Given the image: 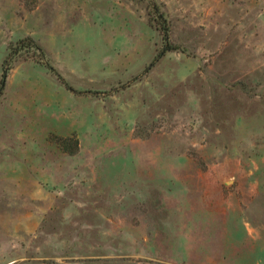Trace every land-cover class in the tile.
<instances>
[{
	"label": "rangeland",
	"instance_id": "obj_1",
	"mask_svg": "<svg viewBox=\"0 0 264 264\" xmlns=\"http://www.w3.org/2000/svg\"><path fill=\"white\" fill-rule=\"evenodd\" d=\"M0 86V264H264V0H0Z\"/></svg>",
	"mask_w": 264,
	"mask_h": 264
},
{
	"label": "trees",
	"instance_id": "obj_2",
	"mask_svg": "<svg viewBox=\"0 0 264 264\" xmlns=\"http://www.w3.org/2000/svg\"><path fill=\"white\" fill-rule=\"evenodd\" d=\"M161 30L163 32L164 45H163L162 49L160 50V52L158 53L156 59L160 58L168 50L178 49V47L175 46V45H172L171 42H170V40H169V29H168L167 21H166L165 18H163L161 20ZM25 41H29L31 43H35L34 40L31 37H28L26 39L21 40L20 43H25ZM37 48H39L41 50V47L40 46H37ZM44 64L50 70H52L55 73H57L56 70H55V68L53 66H51L47 61H44ZM8 68H9V66L5 64V67L3 68V73H2L1 85L4 83V80H5L6 75H7ZM67 87L70 90H73L71 88V86L67 85ZM1 90H2V86H0V92H1ZM54 137L55 138H53V139H55V141L60 145V147L62 148L63 151H65V152L73 155V154H75L79 150L80 143H79V139H78L77 136H75V135H72V136L55 135Z\"/></svg>",
	"mask_w": 264,
	"mask_h": 264
},
{
	"label": "crops",
	"instance_id": "obj_3",
	"mask_svg": "<svg viewBox=\"0 0 264 264\" xmlns=\"http://www.w3.org/2000/svg\"><path fill=\"white\" fill-rule=\"evenodd\" d=\"M33 219H35V218L33 217ZM27 223H28V227H29V226L31 227V225H33V228L35 227V220H33V223H32V220H31V222H30V220H29ZM18 226L20 227V223H19ZM16 229H17V228H16ZM28 229H30V228H28Z\"/></svg>",
	"mask_w": 264,
	"mask_h": 264
}]
</instances>
